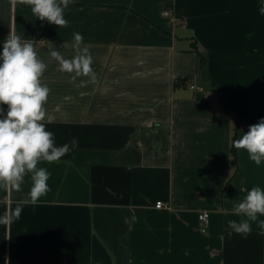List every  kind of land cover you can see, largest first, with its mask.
<instances>
[{
	"label": "crops",
	"instance_id": "crops-1",
	"mask_svg": "<svg viewBox=\"0 0 264 264\" xmlns=\"http://www.w3.org/2000/svg\"><path fill=\"white\" fill-rule=\"evenodd\" d=\"M259 7L260 0H70L69 25L59 28L30 5L0 0V53L10 31L33 42L47 65L46 130L56 146L78 139L59 161L38 164L50 173V191L24 207L10 232L0 225V264L5 257L9 264H264L255 222L247 238L229 237L227 228L239 219L233 205L252 187L264 189V161L257 166L243 149L236 162L232 155L235 137L264 118ZM77 32L95 82L73 81L50 56L72 58ZM0 108L6 114L7 105ZM30 187L26 175L21 191L0 189V215ZM160 201L170 207L156 208Z\"/></svg>",
	"mask_w": 264,
	"mask_h": 264
},
{
	"label": "clouds",
	"instance_id": "clouds-1",
	"mask_svg": "<svg viewBox=\"0 0 264 264\" xmlns=\"http://www.w3.org/2000/svg\"><path fill=\"white\" fill-rule=\"evenodd\" d=\"M70 0H11L31 6L33 15L40 21H47L59 28L69 25L64 18ZM259 14L264 16V0H260ZM252 34L249 33V36ZM75 55L67 59L59 51L51 50L50 56L58 62V71L77 77H90L95 82L96 73L91 67L93 58L87 45L81 47L83 36L73 34ZM0 104L7 105V111L0 108V189L5 192H19L26 175L30 176L31 187L28 198L15 202L0 215V225L10 232L11 225L21 217L27 205L35 206L49 191L50 173L38 167L42 161L57 162L78 146V139L72 138L62 146L54 143V134L46 130V104L50 89L42 84L41 77L47 65L39 58L32 41H22L15 31H10L0 53ZM51 123L52 117H47ZM236 149L247 152L251 161L259 166L264 161V118L249 126V130L233 141ZM232 214L239 219L227 221L228 236L233 233L247 238L252 232V222L264 235V189L254 186L244 198L233 205ZM6 235V239H10ZM5 257V264H9Z\"/></svg>",
	"mask_w": 264,
	"mask_h": 264
},
{
	"label": "built area",
	"instance_id": "built-area-1",
	"mask_svg": "<svg viewBox=\"0 0 264 264\" xmlns=\"http://www.w3.org/2000/svg\"><path fill=\"white\" fill-rule=\"evenodd\" d=\"M164 15L165 16H169L170 13L169 11H164ZM192 88H195V86H192ZM201 90H203V88H201ZM170 206H168L166 203L164 202H157L156 203V208L158 209H165V208H169ZM199 221L201 222L202 225V232L206 233L208 231L209 225H210V214L207 212H203L201 214H199Z\"/></svg>",
	"mask_w": 264,
	"mask_h": 264
},
{
	"label": "trees",
	"instance_id": "trees-1",
	"mask_svg": "<svg viewBox=\"0 0 264 264\" xmlns=\"http://www.w3.org/2000/svg\"><path fill=\"white\" fill-rule=\"evenodd\" d=\"M223 104H224L225 109H226L228 112H230V109H229L228 105H227L225 102H224ZM237 121H238L239 123H242L243 120H238V119H237ZM234 140H236V137H235ZM232 155H233V160H234V162H236V160H237V149H236L234 146H232Z\"/></svg>",
	"mask_w": 264,
	"mask_h": 264
}]
</instances>
